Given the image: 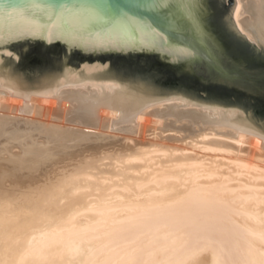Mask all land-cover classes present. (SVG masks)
I'll list each match as a JSON object with an SVG mask.
<instances>
[{"label":"water","instance_id":"obj_1","mask_svg":"<svg viewBox=\"0 0 264 264\" xmlns=\"http://www.w3.org/2000/svg\"><path fill=\"white\" fill-rule=\"evenodd\" d=\"M0 13L1 111L264 164V0H0Z\"/></svg>","mask_w":264,"mask_h":264},{"label":"bare ground","instance_id":"obj_2","mask_svg":"<svg viewBox=\"0 0 264 264\" xmlns=\"http://www.w3.org/2000/svg\"><path fill=\"white\" fill-rule=\"evenodd\" d=\"M11 113L0 264H264V164ZM160 152L172 164L150 169Z\"/></svg>","mask_w":264,"mask_h":264},{"label":"rangeland","instance_id":"obj_3","mask_svg":"<svg viewBox=\"0 0 264 264\" xmlns=\"http://www.w3.org/2000/svg\"><path fill=\"white\" fill-rule=\"evenodd\" d=\"M12 115L14 114V116H19V117H24V118H28L29 119V117H30V119H32V118H34L33 116H28V115H23V114H18V113H11ZM26 116V117H25ZM34 119H36V118H34ZM41 120H43V119H41ZM19 122V121H18ZM20 122H22V120H20ZM96 131H100L101 133H104V135H103V137H106L105 136V134L106 135H110V136H108V137H111V135L113 134V135H116L115 137L117 138H119V137H121L122 135L120 134V133H117V132H113V131H105V130H96ZM113 138H115L114 136H112ZM129 138H132V139H135V140H137V139H141L142 137H139V136H133V135H130V136H128ZM135 137H137V138H135ZM118 138L117 139H115V140H118ZM147 141H151V139L150 138H145ZM153 140V139H152ZM109 141L111 142V145L112 146H119L120 145V143H122V141L120 142V141H114V139H112V141H111V139L110 140H108V143H109ZM114 141V142H113ZM116 142H118L117 144H119V145H117V144H115ZM169 143H171V142H169ZM114 144V145H113ZM110 145V146H111ZM172 145L173 146H176L177 147V150H175V151H172L173 153H172V155L173 156H182V155H194L195 153V151L197 152V150L196 149H194V150H187V149H190L189 147H187V146H185V148L186 149H184V145H181V144H177V143H172ZM192 149V148H191ZM194 151V152H193ZM198 152H200V153H204L205 154V152H201V151H198ZM206 154H208V153H206ZM211 155H214V153H210ZM167 155H169V153H167ZM167 155L166 156H164L161 152L160 153H157L156 155H154V159H153V161H152V167L150 168V169H158V168H167L168 166H170L172 163H168V162H165V160H167L168 158H167ZM199 161L200 160H198L197 162L199 163ZM208 164V161L206 160V161H203V165H207ZM120 170H122V169H120ZM135 172V173H134ZM134 172H132V170H127V171H125V173L126 174H132L133 176H138V174L136 173V171H134ZM112 179H113V181H117V180H120L121 179V176L119 175V176H113L112 177ZM109 182V181H108ZM107 182V183H108ZM114 191H118V189H115Z\"/></svg>","mask_w":264,"mask_h":264},{"label":"snow or ice","instance_id":"obj_4","mask_svg":"<svg viewBox=\"0 0 264 264\" xmlns=\"http://www.w3.org/2000/svg\"><path fill=\"white\" fill-rule=\"evenodd\" d=\"M8 8H9V6L8 5H5L4 11H7ZM2 15H3V13H0V16H2ZM0 43H2V41H0ZM6 55H8L9 57H11L12 56V53L11 52H7Z\"/></svg>","mask_w":264,"mask_h":264}]
</instances>
